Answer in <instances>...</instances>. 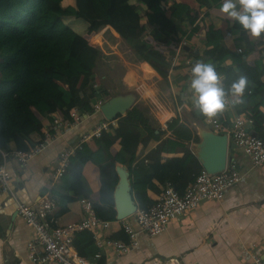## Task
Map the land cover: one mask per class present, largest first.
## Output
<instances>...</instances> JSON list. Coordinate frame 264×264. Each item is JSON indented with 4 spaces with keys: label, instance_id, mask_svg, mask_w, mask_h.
Masks as SVG:
<instances>
[{
    "label": "crops",
    "instance_id": "1",
    "mask_svg": "<svg viewBox=\"0 0 264 264\" xmlns=\"http://www.w3.org/2000/svg\"><path fill=\"white\" fill-rule=\"evenodd\" d=\"M222 2L223 0H210L211 7L205 8L198 6L193 0L167 1L166 8L171 5L175 7L186 5L190 10L189 15L180 23L179 20H174L180 32L178 34L172 32L171 44L168 46L155 44L149 49L136 50V55L145 52L169 66L166 77L147 62L130 61L132 54L120 50L121 36L111 26L102 29L104 30L102 44L96 48L105 56H113L107 67L102 65L101 74L118 77L113 83H117V90L123 92L119 95L128 93L136 95L135 104L137 108L148 110L147 118L150 119L151 125L158 124L161 130L166 131V123L178 117L195 132L199 143L190 142L188 146L200 166L202 164L199 159L200 144L205 137L203 134H206V131L211 132V128L200 120L199 116L202 115L193 104L192 67L197 62L212 64L224 92L234 82V74L239 69L250 87L257 81L264 84V33L255 38L243 27H237L236 20L216 8ZM142 25H145L144 21ZM109 34L114 38L113 42L109 40ZM216 35L222 38L220 47L227 52L225 59L222 56L224 53H216L220 54V61L217 62L206 57L217 41ZM239 50L241 53H238ZM200 57L203 59H199ZM145 66L151 73L145 71ZM61 71L67 73L66 79L76 74L71 69L62 68ZM120 73L121 77L118 76ZM108 96L118 95L109 93ZM256 97L260 102L254 103ZM225 99L229 105L224 106L211 119H219L229 125L234 119L247 118L249 114L258 113L264 117V89L259 90L258 94L244 91L239 98L225 93ZM126 113L121 116L124 117ZM103 120L99 112L85 114L80 124L59 132L42 153L32 158L26 166H21L15 160L8 161L6 168L12 177L11 190L16 201L10 193H0V264H31L27 258L26 248L28 242L34 238V233L17 215V203L34 207L43 198L54 196L56 205L53 217L57 226L82 219V207L79 202L81 199L90 200L101 211L104 209L108 191H101L99 168L92 163H87L83 167L81 179H76L77 182L73 184H70V177L59 182L52 180L56 159L61 149L72 144L81 134L95 129ZM114 120L113 127L116 128L117 120ZM46 123L48 121H45ZM262 124L264 131V122ZM248 128L251 134L257 136L252 126ZM45 131L46 129H43V132ZM168 136L169 132L162 139ZM127 143L128 139L117 141L111 153L116 155L120 150L129 151ZM228 143L227 156L231 158L232 164L229 166L234 167L241 180L225 191L221 201L199 203L196 209L173 220L163 233L155 237H149L139 230L131 216L127 220L137 233L138 246L125 255L117 256L108 248H98L92 240L95 233L79 236L75 240V248L89 256L90 258L83 257L95 264H243L250 263L254 257H261L264 251V167H254L240 149L236 146L230 148L232 143ZM157 145L158 142H150L146 147L139 145L135 150L137 161L145 160ZM87 147L92 152L97 149L94 142L88 143ZM160 157L165 161L181 158L182 153H164ZM116 166L124 165L117 161ZM127 171L130 173L128 169ZM153 183L158 191L157 193L148 191V197L155 202L166 184H158L156 181ZM86 191H90V194L86 195ZM96 233L103 240L127 242L125 241L127 236L120 224L115 221L111 222L106 231Z\"/></svg>",
    "mask_w": 264,
    "mask_h": 264
},
{
    "label": "trees",
    "instance_id": "2",
    "mask_svg": "<svg viewBox=\"0 0 264 264\" xmlns=\"http://www.w3.org/2000/svg\"><path fill=\"white\" fill-rule=\"evenodd\" d=\"M167 1L0 0V151L29 152L43 141L53 119L73 121L70 113L74 109L81 114L94 113L98 102L109 94L106 76L101 79L104 75L96 73L99 62L107 67L113 59V56H105L96 49L102 44V29L106 26H111L121 36L120 50L132 54L133 58H128L130 61L147 62L166 77L169 66L145 52L136 55V50L149 49L155 44L168 46L172 32H180L174 20L180 23L190 10L186 5L166 8ZM193 1L198 6L211 7L210 0ZM216 8L220 9V6ZM143 21L145 25H142ZM235 25L242 27L238 21ZM216 36L217 41L206 57L217 62L220 54L216 53H224L225 59L227 52L220 47V35ZM109 40L114 41L110 34ZM62 68L71 69L76 74L67 80V73L64 74ZM144 69L151 73L147 66ZM241 77L239 69L234 74V82ZM263 89L264 84L259 81L251 87L247 81L245 91L258 94ZM225 93L232 95L231 86ZM257 102L260 101L256 97L254 103ZM147 116L148 110L142 107L132 108L124 117L118 115L116 128L111 127L100 138L91 141L96 144V151H90L88 143L83 144L70 159L62 177H70V184H73L76 179H81L87 163L99 168L101 191L108 192L102 211L93 202L92 206L95 214L103 220L116 221L113 193L118 183L117 161L130 172L131 194L138 209L154 204L148 197V191H158L154 181L164 185L169 183L182 194L202 169L189 150L190 142L199 141L192 129L177 117L166 123V131H163L158 124L151 125ZM248 116L253 120L257 137L263 140L264 117L258 113ZM204 117L199 116L200 120ZM168 132L170 136L162 139ZM122 139H128L126 147L129 151L120 150L113 155L112 147ZM150 142H158L155 150L145 160L137 161L136 148L139 145L146 147ZM164 153H182V157L164 161L160 157ZM85 193L89 195L90 191Z\"/></svg>",
    "mask_w": 264,
    "mask_h": 264
},
{
    "label": "built area",
    "instance_id": "3",
    "mask_svg": "<svg viewBox=\"0 0 264 264\" xmlns=\"http://www.w3.org/2000/svg\"><path fill=\"white\" fill-rule=\"evenodd\" d=\"M238 53L241 51L239 50ZM101 104L102 102H98L94 108V113L99 112ZM228 105L229 102L225 99L224 106ZM84 115L74 109L70 113L73 121L63 122L59 119H53V124L44 135L43 141L29 152L12 151L5 153L0 151V193L8 192L16 201L11 190L12 177L6 168L9 160H15L21 166H26L32 158L42 153L59 132L80 124ZM203 123L211 128L212 133L226 136L228 142L240 149L254 167H264V141L250 133L248 127L253 125L251 118H236L229 125L224 124L219 119L211 118L204 119ZM113 126H115V120H103L92 131L81 134L72 144L64 146L56 159L52 180L59 182L62 179L70 159L82 149L83 144L100 138ZM240 180L239 173L229 165L218 174H209L201 169L194 182L188 184L182 194L178 193L168 183L163 187L160 196L153 205L146 209H137L132 217L139 230L147 236H158L165 231L169 223L196 209L199 203L221 201L225 191L237 185ZM79 202L82 207V219L64 226L55 225L53 211L56 198L54 196L43 198L34 207L17 203V215L34 233V238L28 242L26 248L27 258L31 264H95L81 256L75 248V240L87 233H95L92 240L98 248H108L117 256L125 255L138 246L137 233L127 219L115 221L120 224L127 236V242L103 240L96 232L106 231L111 222L105 221L95 214L90 200L81 199ZM243 264H264V251L261 257H254L250 263Z\"/></svg>",
    "mask_w": 264,
    "mask_h": 264
},
{
    "label": "clouds",
    "instance_id": "4",
    "mask_svg": "<svg viewBox=\"0 0 264 264\" xmlns=\"http://www.w3.org/2000/svg\"><path fill=\"white\" fill-rule=\"evenodd\" d=\"M220 10L238 21L253 37L259 38L264 33V0H223ZM192 74L193 104L201 115L212 118L224 108L225 96L215 67L210 63L197 62L192 67ZM246 85V78H239L231 85L232 94L241 97Z\"/></svg>",
    "mask_w": 264,
    "mask_h": 264
},
{
    "label": "water",
    "instance_id": "5",
    "mask_svg": "<svg viewBox=\"0 0 264 264\" xmlns=\"http://www.w3.org/2000/svg\"><path fill=\"white\" fill-rule=\"evenodd\" d=\"M136 99V95L133 93L115 97L106 96L99 108V113L104 120L112 121L118 115H124L131 108L137 107L135 104ZM206 132L200 144L201 155L199 159L202 163V169L207 173L218 174L226 166L232 165L231 158L227 156L229 143L226 136L216 135L210 131ZM252 136L257 137L255 134H252ZM233 147L235 145L232 144L230 148ZM115 171L118 177V183L113 193L114 208L116 220L121 221L130 218L136 212L137 206L131 194L130 178L127 168L125 166H116ZM121 171L125 173V182L122 180Z\"/></svg>",
    "mask_w": 264,
    "mask_h": 264
},
{
    "label": "rangeland",
    "instance_id": "6",
    "mask_svg": "<svg viewBox=\"0 0 264 264\" xmlns=\"http://www.w3.org/2000/svg\"><path fill=\"white\" fill-rule=\"evenodd\" d=\"M66 2H67V0H66ZM65 2V3H66ZM90 43V42H89ZM102 61H104V58L102 59ZM101 61V62H102ZM99 65V66H98ZM97 66V68H98V70H96V73H99L100 75H101V71H100V69H101V67H102V65L103 64H100V62H99V64H98ZM104 66V65H103ZM104 76H106V74H103ZM109 76H106V80H105V83L108 85V89H109V93H111L112 95H119L120 93H123L122 91H119V90H117V87H118V85H117V83L115 84V83H113V82H115V81H117L118 80V77L117 76H112V75H110V74H108ZM118 76H120L121 77V73L118 75ZM113 77V78H112Z\"/></svg>",
    "mask_w": 264,
    "mask_h": 264
},
{
    "label": "bare ground",
    "instance_id": "7",
    "mask_svg": "<svg viewBox=\"0 0 264 264\" xmlns=\"http://www.w3.org/2000/svg\"><path fill=\"white\" fill-rule=\"evenodd\" d=\"M206 134H203V136H205ZM122 172V171H121ZM121 177H122V180L125 182V173L124 172H122V175H121Z\"/></svg>",
    "mask_w": 264,
    "mask_h": 264
}]
</instances>
